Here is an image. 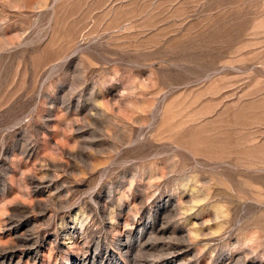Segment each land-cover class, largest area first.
Instances as JSON below:
<instances>
[{"label": "rangeland", "instance_id": "rangeland-1", "mask_svg": "<svg viewBox=\"0 0 264 264\" xmlns=\"http://www.w3.org/2000/svg\"><path fill=\"white\" fill-rule=\"evenodd\" d=\"M0 264H264V0H0Z\"/></svg>", "mask_w": 264, "mask_h": 264}]
</instances>
